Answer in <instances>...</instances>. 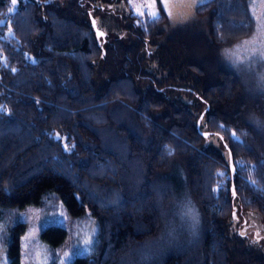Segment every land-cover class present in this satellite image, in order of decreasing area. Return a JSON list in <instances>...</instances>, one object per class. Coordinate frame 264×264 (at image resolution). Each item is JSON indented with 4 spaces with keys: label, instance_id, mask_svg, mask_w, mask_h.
<instances>
[{
    "label": "trees",
    "instance_id": "16d2710c",
    "mask_svg": "<svg viewBox=\"0 0 264 264\" xmlns=\"http://www.w3.org/2000/svg\"><path fill=\"white\" fill-rule=\"evenodd\" d=\"M153 1L156 16L0 0L5 264H21L26 222L11 221L29 205L95 221L70 264H264V238L236 226L237 210L264 218V79L225 54L253 35V0L177 22ZM104 4L125 12L110 42ZM67 236L54 224L38 240L53 259Z\"/></svg>",
    "mask_w": 264,
    "mask_h": 264
},
{
    "label": "rangeland",
    "instance_id": "374dc122",
    "mask_svg": "<svg viewBox=\"0 0 264 264\" xmlns=\"http://www.w3.org/2000/svg\"><path fill=\"white\" fill-rule=\"evenodd\" d=\"M128 7L135 12L147 11L149 14L157 11L153 0H127ZM205 0H161L162 6L174 22L188 19L194 7ZM123 7V5H122ZM120 6L106 5L96 13L101 23L108 28L107 41L117 37L116 31L124 26V11ZM252 12L255 18V31L247 40L225 51L232 60L253 64L262 71L264 79V0L252 1ZM155 15V16H156ZM112 27V28H111ZM217 143L222 147L221 143ZM236 226L249 235L257 234L264 238V218L257 212L237 210ZM15 220L26 222V231L21 236V264H70L73 257L89 251L96 232V223L89 216L71 217L62 208L58 213H43L39 208L29 205L20 210ZM61 224L66 227L68 236L58 250L56 257L50 259L39 242L41 230L50 225ZM6 227L0 220V264L6 262V247L2 243V234Z\"/></svg>",
    "mask_w": 264,
    "mask_h": 264
},
{
    "label": "snow or ice",
    "instance_id": "6c2138e0",
    "mask_svg": "<svg viewBox=\"0 0 264 264\" xmlns=\"http://www.w3.org/2000/svg\"><path fill=\"white\" fill-rule=\"evenodd\" d=\"M12 3H13V5H15L16 4V0H12ZM9 11H13V9L10 8ZM151 15L155 16L156 13L155 12H152ZM101 35H103V33H101ZM0 111H3V109L0 108Z\"/></svg>",
    "mask_w": 264,
    "mask_h": 264
}]
</instances>
